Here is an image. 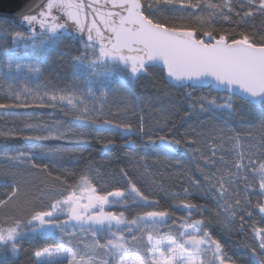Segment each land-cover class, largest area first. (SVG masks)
<instances>
[{
	"label": "snow or ice",
	"instance_id": "1",
	"mask_svg": "<svg viewBox=\"0 0 264 264\" xmlns=\"http://www.w3.org/2000/svg\"><path fill=\"white\" fill-rule=\"evenodd\" d=\"M2 2L0 0V6ZM98 2L106 6L98 9ZM162 9L168 10L169 14L165 15ZM10 21L27 27V33L9 31L12 28ZM68 21H73L84 37V48L96 45L99 52L96 58L119 59L134 77L152 75L150 69L159 68L170 80L192 82L191 89L214 86L217 93H223L194 97L192 92H186L184 99L188 110L184 112L185 118L235 111L233 94L237 90L251 97L264 96V0H218L215 3L212 0H88L87 3L85 0H25L15 15L0 18V33L11 36L13 41L30 39L45 32L51 36L63 30ZM87 55L81 51L73 60ZM13 64V57L8 56L5 66L11 70ZM26 66L34 73L40 72L38 63ZM15 67L20 68L21 62H16ZM102 95L107 101L108 93ZM77 99L82 97L69 85L31 97L10 94L8 101L11 103H0V108H55L59 103L71 112L77 108ZM137 99L149 100L147 97ZM104 107L100 105L97 111L86 105L74 118L80 122H95L97 126L106 124L124 133L139 132L146 137L143 139L145 144L158 140L169 147L190 146L196 161L194 170L207 187H203L187 168L175 175L183 177L204 199L214 202L215 212L208 203L181 200L176 206L183 208L186 216L180 219L179 227L183 231L177 228V238L161 233V227L168 220L173 221V227L177 226L175 214L168 209L145 211L143 215L137 214L135 219H127L124 211L113 210L117 202L125 206L142 204L156 208L160 201L150 199V195L155 194L147 191L151 187L161 189L166 197L180 195L155 181V174L147 167V152L140 156L129 149L125 154L133 162L132 167L119 168L107 179L91 163L77 177L50 169L47 164L35 162L30 154L20 153L5 156V159L13 167H26L29 174L31 171L41 173L45 178L42 181L45 189L20 177L14 179L6 191L0 192V250L7 248L12 257L25 254L31 264L54 261L57 257H66L64 264H237L212 233L211 227L216 225L228 234L251 228L253 240L259 239L254 245L243 246L251 250L258 264H264V227H256V222L249 224L245 220L258 211L259 223L264 224V119L259 124L258 142L251 129L242 135L235 128L216 125L208 132L189 128L183 138L157 136L154 139L152 130H145L143 116L137 115L136 108L127 98L113 104L115 112L112 108L104 111ZM130 117H135V121L130 122ZM156 126L160 127L159 122ZM62 127L60 123L29 124L23 130L15 129L4 135L25 140H64L70 132L61 131ZM24 132L39 134L23 135ZM207 140L214 143L208 144ZM240 140L253 143L240 151L244 147ZM100 142L106 149L116 146L114 139ZM225 142L234 145L236 155L232 168L235 171H225L226 162L222 156L217 157L218 152L224 151ZM83 151L82 148L49 144L43 148V153L49 157ZM218 160L222 167H217ZM175 166L182 167L179 161ZM249 175L253 177L251 183ZM241 179L245 193L258 194L255 204L237 187ZM182 192L184 197L193 195L187 187ZM194 215L200 219H194ZM86 224L93 227L85 230L82 225ZM105 224L110 229L108 238L98 237L95 226ZM113 224L116 229L111 227ZM124 225L126 227H120ZM29 234H39L43 239L25 248L23 242ZM88 234L90 239L85 243L83 237Z\"/></svg>",
	"mask_w": 264,
	"mask_h": 264
},
{
	"label": "trees",
	"instance_id": "2",
	"mask_svg": "<svg viewBox=\"0 0 264 264\" xmlns=\"http://www.w3.org/2000/svg\"><path fill=\"white\" fill-rule=\"evenodd\" d=\"M218 2V0H212ZM165 15H168V10L162 9ZM171 11V9H169ZM256 23H259L257 18ZM11 24V21H10ZM9 31H23L16 24H11ZM26 33V32H25ZM41 41H43L41 43ZM81 51L87 52L88 55L80 60H73V57ZM13 57V68L9 70L5 63L7 57ZM98 48L93 45L89 48L83 47V39L72 37H60L52 39L49 36L38 35L30 39H20L13 41L12 37L0 33V103H11L9 100L10 94L19 93L21 96L31 97L33 94L41 95L53 89L64 88L71 85L77 90L82 99L75 101L77 108L69 111L65 105L52 107H29L17 108L9 110L0 108V192L6 191L13 183L14 179L25 177L31 184L45 189L42 181L44 176L39 172L31 171L26 167H13V165L5 159V156H14L20 153H27L33 157L35 162L47 164L50 169H57L74 174L77 177L86 168L88 164L94 165L100 170V173L107 179L111 174H116L119 168H131L133 162L125 154L129 149L143 156L148 153L149 160L147 167L155 174V181H158L164 188L171 192L180 193L176 198L166 197L161 189L151 187L147 191L155 193L150 195V199H158L160 201L156 208L143 207L142 204L128 206L115 205L113 210L124 211L129 219H135L136 215H143L149 210H164L168 209L175 214L176 227H173V221L168 220L165 226L161 227V233L167 236H175L179 238L177 228L180 225V219L186 216L183 208L176 205L181 200L184 202H199L208 203L213 208V213L216 210L214 202L206 200L202 195L185 182L183 177L175 175L177 172L184 171L185 168L191 170L190 174L197 180H200L203 187H207L203 178L194 170L195 157L190 146H177V151H171L160 145V141L145 144L142 134L133 132L129 136H125L121 131L108 127L106 124L97 126L95 122H80L74 117L75 114L83 109L86 105L89 108L95 107L100 110V105H104V111L112 108L115 112L113 104L120 103L124 98L132 103L137 110V115H142L145 121V130L151 129L154 133V139L157 136H168L172 138H183L184 133L189 128L196 129L197 132H208L214 125L219 127L235 128L242 135L251 129L255 141H259L260 132L259 124L261 119H264V102L261 105L253 104L239 97L233 96L235 111L233 112H210L202 115H195L189 118L184 117V112L187 111V102L184 99L186 92H192L193 96L200 95H223L217 93L212 87H204L202 89H191L190 85H174L169 78L161 72L159 68L150 69L152 75L133 76L129 69L116 61H105L102 63L98 58ZM21 62V67L16 68L15 63ZM28 63L39 64L40 72L34 73L26 66ZM9 85H12L11 89ZM32 91H26L25 89ZM108 93V100L105 101L102 93ZM138 97L149 98L148 102L138 100ZM48 102V101H46ZM50 103V102H48ZM87 115V114H86ZM166 117L167 119H163ZM215 118L210 120L209 118ZM135 117H130V122H134ZM159 122L160 127L156 126ZM39 123H60L62 124L61 131H68L70 135L67 139L51 141L30 142L23 138H11L4 133L12 130H23L29 124ZM167 124V127L164 125ZM163 128V131H161ZM39 133L24 132L23 135H38ZM215 135V133H212ZM80 137H88L87 140H81ZM69 139V140H68ZM114 139L116 146L111 149H106L101 140ZM206 143H214L207 140ZM239 143L244 146L240 151H245L247 145L253 141L240 140ZM58 145L60 147L84 149L78 154H68L63 157H49L43 153V148L47 145ZM202 151H206L204 146H200ZM224 151L218 152L217 157H223L227 164V170L235 171L232 168V162L235 160L234 145L225 142L223 145ZM179 161L182 167L177 168L176 162ZM203 166V164H201ZM217 167H222L219 160ZM215 172V169H209ZM55 174V173H54ZM251 183L253 177L248 176ZM70 183L72 181H69ZM189 188L193 195L184 197L182 189ZM242 195H248L253 203L259 199L256 192H244L243 179L237 185ZM34 191V189H33ZM39 195V193H36ZM131 199V197H129ZM143 207V208H142ZM253 211V209H248ZM213 213H205L211 215ZM2 214V213H0ZM194 219H200L198 215H194ZM246 222L251 224L256 222V227H264V224L259 223L260 213L253 212L250 219L245 217ZM67 228V226H65ZM78 228L81 226H77ZM82 227L87 230V226ZM114 229V227H113ZM68 230H71L68 228ZM97 236L108 238L109 228H95ZM179 231H183L179 227ZM212 233L219 238L225 245L227 253L232 256L237 264H258V261L251 250L244 247L243 244L254 245L256 240H253L251 228L245 232L234 231L231 234L223 231L220 226H212ZM56 235H59L57 232ZM39 234H29L26 236L23 246L27 248L30 244L36 241H42ZM85 243L89 242L90 234L83 237ZM101 242H104L101 239ZM146 243V236H145ZM211 254L209 253V256ZM65 260V259H64ZM64 260L42 261L41 264H64ZM0 264H31L27 255L21 254L18 257H12L7 248L0 250Z\"/></svg>",
	"mask_w": 264,
	"mask_h": 264
},
{
	"label": "water",
	"instance_id": "3",
	"mask_svg": "<svg viewBox=\"0 0 264 264\" xmlns=\"http://www.w3.org/2000/svg\"><path fill=\"white\" fill-rule=\"evenodd\" d=\"M85 2L87 3L88 0H85ZM101 2H102V0H101ZM24 3H25V0H3L2 6H0V18L7 19V18L15 15V13L21 7H23ZM105 6L106 5L103 3H100V2L97 3L98 9H103ZM16 25L27 33V31H28L27 27L20 25V24H16ZM42 35L49 36L46 32ZM72 36H77V37L84 40V37L78 31L77 27L75 26V23L73 21H68L67 26L63 30H61V31L57 32L56 34L51 35L49 37H51L52 39H56V38H60V37H72ZM89 43L91 44V42H89ZM170 81L176 86H178V85H184V86L190 85V86H192V82H185V81L176 82L174 80H170ZM212 88H214V86ZM233 96H237L243 100H246L248 102H251V103L257 104V105H261L264 102V96L251 97L247 93H242L239 90H237L233 94ZM116 130L120 131L119 129H116ZM122 133L125 136H129L132 134V133H124V132H122ZM37 141L39 142V140H30V142H37ZM160 145L166 149L171 150V151H174V152L177 151V146L169 147V146L162 144L161 142H160Z\"/></svg>",
	"mask_w": 264,
	"mask_h": 264
},
{
	"label": "rangeland",
	"instance_id": "4",
	"mask_svg": "<svg viewBox=\"0 0 264 264\" xmlns=\"http://www.w3.org/2000/svg\"><path fill=\"white\" fill-rule=\"evenodd\" d=\"M98 54H99V52H98ZM102 63H105V61H116V62H118V63H121L123 66H125V67H127L128 68V66L127 65H125V64H123L119 59H116V60H112L111 58H105V59H103V60H101V59H99ZM129 69V68H128ZM130 71V70H129ZM131 73V72H130ZM117 206L118 205H122V204H120L119 202H117V204H116ZM115 206V205H114ZM126 216V215H125ZM126 218H127V216H126ZM127 219H129V218H127ZM83 226H87V227H93V225H91V224H86V225H83ZM112 228L114 227V229H116L117 228V226L115 225V224H113L112 226H111ZM121 228H123V227H126V225H124V226H120ZM95 228H109V226L107 225V224H105L104 226H95ZM64 259H67L66 257H64V258H60V257H57L55 260H64ZM44 261H48V260H44Z\"/></svg>",
	"mask_w": 264,
	"mask_h": 264
}]
</instances>
